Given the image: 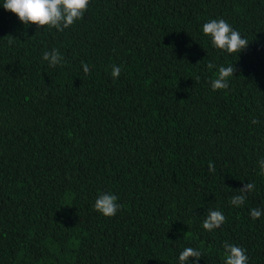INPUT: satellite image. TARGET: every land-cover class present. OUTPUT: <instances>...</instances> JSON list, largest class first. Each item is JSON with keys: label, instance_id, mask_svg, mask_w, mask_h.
Returning a JSON list of instances; mask_svg holds the SVG:
<instances>
[{"label": "trees", "instance_id": "1", "mask_svg": "<svg viewBox=\"0 0 264 264\" xmlns=\"http://www.w3.org/2000/svg\"><path fill=\"white\" fill-rule=\"evenodd\" d=\"M3 3L0 264H180L186 247L225 264L226 242L264 264V214L250 215L264 209V0H90L63 32ZM212 19L248 47L216 49ZM52 49L62 65L43 60ZM221 66L236 71L213 91ZM102 193L118 198L114 217L95 210ZM210 209L226 218L212 232Z\"/></svg>", "mask_w": 264, "mask_h": 264}, {"label": "clouds", "instance_id": "2", "mask_svg": "<svg viewBox=\"0 0 264 264\" xmlns=\"http://www.w3.org/2000/svg\"><path fill=\"white\" fill-rule=\"evenodd\" d=\"M90 0H4L3 8L16 15L19 21L25 26L35 25L37 32L41 29H56L63 32L74 25L78 20L84 18L88 10ZM203 34L211 38L212 45L227 54L241 53L248 47V41L242 38L240 33L234 30L229 23L223 19H212L205 23L202 28ZM12 41L10 40L9 43ZM43 60L50 67L62 65L63 57L58 49L45 51ZM83 71L86 75L90 74V68L82 62ZM211 70L216 67L209 62L207 65ZM236 69L232 66H221L218 69V75L211 81L213 91L226 90L229 87V79L234 75ZM121 68L113 66L112 76L118 78ZM253 124L259 123L258 120H252ZM260 171L258 175H264V159L259 161ZM210 171H214V166L209 164ZM255 188L254 183H244L238 190L237 195L230 200L231 205L239 207L245 203L246 197ZM117 197L113 194H100L94 204L97 212L105 217H114L121 205L117 203ZM264 214V209H251L250 215L253 220L259 219ZM225 216L221 211L210 209L203 221V228L212 232L219 229L225 222ZM225 264H248L246 251L236 245L224 244ZM202 253L192 247H186L179 255L180 264H189L190 258H194L198 264Z\"/></svg>", "mask_w": 264, "mask_h": 264}]
</instances>
